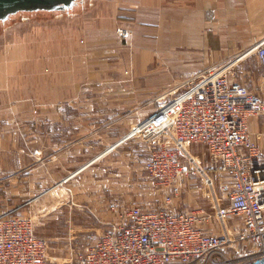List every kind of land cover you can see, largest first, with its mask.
Listing matches in <instances>:
<instances>
[{"label": "crops", "instance_id": "0c3cea01", "mask_svg": "<svg viewBox=\"0 0 264 264\" xmlns=\"http://www.w3.org/2000/svg\"><path fill=\"white\" fill-rule=\"evenodd\" d=\"M113 1L117 2V6L111 3L110 8L103 12L109 15L97 18L99 14L94 17L95 20L89 18L97 14L99 6L105 0H101L95 8L90 6V9L77 10L71 17L52 15L18 17L6 24V29L0 26V65L6 68L14 67L17 56L21 55V73L26 75L27 83L20 92H0V213L16 209L18 214L20 209L49 193L54 188L52 183L65 184L83 173L97 159L120 147L125 141L123 140L125 130L136 121L139 123L144 119L137 115L124 120L120 116V112L125 109L123 104L111 106L91 103L94 96L97 98L99 94L103 96L111 92H77L75 88L71 89V92H62L56 87L54 82L60 80L57 75L62 70L61 64L57 61L61 62L60 56L64 52L70 59L69 76L72 72L77 73L78 40L83 35H87L86 42L91 45L97 41L103 43L105 40L101 35L96 37L92 36V33H105L109 27L118 25L132 33L136 44L150 50H163L167 49V46L178 47V38L172 32L190 33L192 30L194 35L206 29L213 33L210 48L214 50V60L211 63L229 65L228 77L232 81L234 80L231 79L230 72L234 66L250 56L245 52L264 38V0ZM159 12L171 14L173 17L166 16L168 19L161 20ZM191 12L196 16L190 18ZM111 15L116 20L115 24L113 19L109 18ZM80 22L87 23V26L78 28L77 25H82ZM65 24H68L67 27H64ZM162 25L166 28H161ZM169 26L173 27L170 35L172 40L165 34ZM81 31L83 33L79 37ZM183 40L191 44L190 40ZM2 42H6V45ZM154 54V51L138 52L135 56L136 68L144 73L145 67L155 61ZM91 55L92 53L90 57ZM257 61L253 69L251 66L246 67L251 75L248 89L264 95V80ZM171 64L176 63L173 61ZM204 64L205 62H202V65ZM198 69L188 67L176 72L193 74ZM145 72H150L151 77L154 71L149 69ZM71 79L69 77V81L75 80ZM97 112L107 115L96 120L94 113ZM20 128L28 130L27 133L31 135H24L22 131L20 133L24 136H17L16 130ZM95 128L115 129L111 137L109 136V145L81 166L76 167V164L71 166L72 162L77 160L80 146L82 156H86L87 147L86 151L83 148L88 145V140L93 141ZM248 130L250 139L258 147L261 160L264 162V114L250 118ZM71 153L74 155L69 157ZM105 189L106 186L81 185L75 190L82 195H76L77 200L74 199L69 204L71 208L90 210L97 221L95 230L92 228L93 230L84 231L87 243L96 240L109 225L118 221V217L113 216L107 207L110 200L100 195ZM113 208L116 207H112V210ZM173 209L171 207L169 210L178 213ZM196 209L198 208L192 210ZM227 222L229 233L235 234L240 230L239 221L230 219ZM216 224L218 225L215 221V226ZM213 227V224L208 225L207 232L214 233ZM250 255L244 258V264H264L262 260L248 261Z\"/></svg>", "mask_w": 264, "mask_h": 264}, {"label": "built area", "instance_id": "2783aa9c", "mask_svg": "<svg viewBox=\"0 0 264 264\" xmlns=\"http://www.w3.org/2000/svg\"><path fill=\"white\" fill-rule=\"evenodd\" d=\"M117 33L125 41L132 37L121 27ZM245 54L255 55L264 80V38ZM228 72L229 65L209 66L165 92L163 102L123 138L149 137L169 128L144 163L149 178L166 191L164 204L157 209L122 208L118 221L69 264H207L230 243L225 235L207 232L214 219L239 221V239L255 248L247 260L264 262V162L248 130L249 119L264 114V95L230 80ZM188 144L206 146L207 161L219 179L226 203L215 214L199 208L169 210L181 185L200 178L199 169L182 158ZM48 247L36 235L32 219L16 209L0 213V264H46Z\"/></svg>", "mask_w": 264, "mask_h": 264}, {"label": "rangeland", "instance_id": "374dc122", "mask_svg": "<svg viewBox=\"0 0 264 264\" xmlns=\"http://www.w3.org/2000/svg\"><path fill=\"white\" fill-rule=\"evenodd\" d=\"M93 1H95V4L92 5V8L97 7L98 3L101 2V0ZM90 2L88 1L87 4L80 7L90 9ZM111 3L117 6L116 1L105 0L99 6L97 14L91 16L89 20L94 19L99 14L97 18L101 15L108 16L107 12L104 14L103 12L110 8ZM112 10L114 11V5ZM166 16L173 17L171 14H160L159 12L161 20H165ZM195 16L196 14L191 12L189 17L193 18ZM109 18L113 19L114 24L116 23L112 15ZM80 23L82 25H77L80 29L82 26H87L85 22ZM2 25L3 29H6L5 24ZM67 25L63 26L67 27ZM118 28V25H113L105 33H92V36L96 37L101 35L105 40L103 43L94 39L97 42L91 45L86 42L87 35L79 38L77 73L72 72L69 76V56L65 52L61 54V62L59 60L57 62L61 64L62 70L57 75L60 80L54 82L56 87L60 88L62 92H71L70 90L74 88L77 92H111L103 96L99 94L97 98L94 96L91 103L111 106L123 104L125 109L120 112V116L124 120L137 117V115L142 116L140 119H143L155 110L160 102H163L160 98L163 97L165 92L181 86L185 80L198 74L200 70L219 65L216 64L218 62L211 63L214 60V50L210 48L213 40L212 31L205 29L196 32L195 36L192 30L189 31L190 33L172 32L178 38V47L170 48L171 46H167V49L163 48V50H150L138 43L136 44L132 37L127 41L123 40L117 33ZM161 28L164 29L166 26L162 25ZM167 30L165 34L169 36V40H172L170 35H172L173 27L169 26ZM82 33L83 31L79 32V37ZM183 39L190 40L191 44L186 43ZM5 43L3 44L6 45ZM140 51L149 53L154 51L155 53L153 56L156 63H150L145 67L146 71H149V69L154 71L151 73V77L149 76L150 72L143 70V73L136 68L135 56ZM90 53H92V57H90ZM17 58L15 64H13L14 67L9 66L6 68V66L0 65V92H20L24 87L23 85L27 84L26 75L21 73V55H18ZM173 61L176 63L175 65L171 64ZM256 61L255 55H250L239 62L230 72L231 79L244 84L248 88L251 75L246 67L251 66L253 69L256 66ZM202 62H205V64L202 65ZM188 67L199 69L193 74L176 72ZM69 77L72 78L71 80H75L69 81ZM112 92H126V94H113ZM168 98L170 97H166L165 100ZM112 110L110 114H112ZM105 115L107 113L97 112L94 113V118L100 120ZM137 123L138 121L125 130L126 135ZM107 129H94L93 141L88 140V145L83 148L86 151L87 147L86 156H82L83 152H81L80 146L77 160L73 161L71 166L76 164V167H79L82 163L96 157L100 151L107 148L109 136L111 137V134L115 131V129ZM20 130H16L17 136L31 135L27 133L28 130L26 129L20 128ZM22 131H24V135L20 133ZM169 133V128L165 127L149 137H134L125 140L120 147L111 151L105 157L97 159L83 173L78 174L67 183L61 185L52 183V187H55L53 196H49V193H51L49 192L18 211L19 215L32 219L36 235L47 240L49 247L46 264H69L88 244L87 239L84 237V231L97 228L95 224L97 221L90 210L69 206L76 199V195H82L75 190L81 185L90 187L106 186L107 189L100 195H104L110 200L107 207L111 214L113 213V216L118 217V219L122 208L138 205L143 209H157L163 206L166 191L162 190L149 178L144 170V163L154 142ZM73 155L71 153L69 157ZM181 155L187 166L199 169L200 178L182 184L180 195L173 200L169 209L172 207L175 212L182 213L199 208L208 214H215L218 207L224 205L226 200L218 190L217 180L219 179L216 176L215 169L207 161L206 146L203 144H188L181 150ZM118 205L120 206L117 207ZM112 207H116L117 210H112ZM215 221L218 223L217 226H215ZM213 226L214 233L227 236L230 243L221 251L222 254L216 255V258L207 264H241L247 255L254 253L255 248L251 243L240 240L238 232L235 234L228 232L227 221L214 219ZM101 227L104 226L101 225Z\"/></svg>", "mask_w": 264, "mask_h": 264}, {"label": "water", "instance_id": "95a60500", "mask_svg": "<svg viewBox=\"0 0 264 264\" xmlns=\"http://www.w3.org/2000/svg\"><path fill=\"white\" fill-rule=\"evenodd\" d=\"M93 0H0V26L9 24L18 17H33L36 15H52L71 17L80 7ZM76 8V9H75Z\"/></svg>", "mask_w": 264, "mask_h": 264}, {"label": "bare ground", "instance_id": "6f19581e", "mask_svg": "<svg viewBox=\"0 0 264 264\" xmlns=\"http://www.w3.org/2000/svg\"><path fill=\"white\" fill-rule=\"evenodd\" d=\"M3 24H5V23H3ZM55 188V187H54ZM54 188H52L49 192H51V193H49V196H53L55 193V191H54ZM48 197V196H47ZM57 203V202H56Z\"/></svg>", "mask_w": 264, "mask_h": 264}]
</instances>
